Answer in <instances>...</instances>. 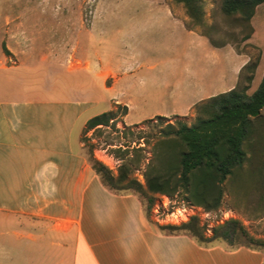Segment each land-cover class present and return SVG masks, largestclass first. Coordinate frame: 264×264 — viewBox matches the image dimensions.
Listing matches in <instances>:
<instances>
[{
  "label": "rangeland",
  "instance_id": "374dc122",
  "mask_svg": "<svg viewBox=\"0 0 264 264\" xmlns=\"http://www.w3.org/2000/svg\"><path fill=\"white\" fill-rule=\"evenodd\" d=\"M203 2L206 20L222 26L214 35L227 38L222 45L187 27L185 9L175 0H0V85L8 93L13 87L18 93L22 84L32 92L50 84L60 92L74 86L72 93L86 92L95 100L88 114L114 109L112 124L83 126V152L88 156L93 149L116 172L121 159L112 148L142 145L146 158L132 175L144 182L142 172L161 126L178 118L190 123L200 99L235 84H247L251 92L263 75L264 0L255 8L252 32L245 39H228V32L237 28L221 14L220 0ZM5 73L26 80L9 81ZM261 113L263 124L264 109ZM139 130L145 136L138 137ZM262 153L264 137H257L247 166L259 165ZM245 180L249 187L243 186ZM136 193L145 207L146 199ZM192 215L199 217L205 234L235 217L251 236L264 240V178H249L244 171L233 183L226 181L215 209L191 203L180 189L170 195L155 193L149 211L150 224L157 228ZM239 240L249 243L245 237ZM214 243L230 246L227 241ZM250 248L263 254L264 264V245L251 241Z\"/></svg>",
  "mask_w": 264,
  "mask_h": 264
},
{
  "label": "crops",
  "instance_id": "0c3cea01",
  "mask_svg": "<svg viewBox=\"0 0 264 264\" xmlns=\"http://www.w3.org/2000/svg\"><path fill=\"white\" fill-rule=\"evenodd\" d=\"M22 85H0V264H263L257 249L151 225L139 196L108 189L83 152L89 93Z\"/></svg>",
  "mask_w": 264,
  "mask_h": 264
},
{
  "label": "trees",
  "instance_id": "16d2710c",
  "mask_svg": "<svg viewBox=\"0 0 264 264\" xmlns=\"http://www.w3.org/2000/svg\"><path fill=\"white\" fill-rule=\"evenodd\" d=\"M175 1L182 3L185 9L187 27L199 29L214 45L219 46L228 41L227 38L214 36L222 26L206 20L203 0ZM262 1L220 0L221 14L226 20H232L233 26L237 28L228 32V39H245L250 36L251 17ZM247 80H251V75L247 76ZM262 109L264 70L253 91H247V84H235L197 101L196 115L192 122L178 118L161 126L152 144V155L142 172L144 182L132 175L134 168L146 158L142 145L125 144L112 148L111 152L121 159L116 172L98 159L93 149H89L87 158L108 189L119 193L132 189L146 199V206L143 207V201L139 197L149 223V211L154 203L155 193L170 195L181 189L191 203L207 210L215 209L221 203L226 181L233 183L244 171L248 172L249 178L251 174L264 178V159L256 167L247 166L253 140L264 137V123L259 121ZM127 111V104H123V114ZM115 114L114 109L94 114L87 119L85 128L110 125ZM130 131L134 133V130ZM135 133L138 137L145 136L140 130ZM261 155L264 157V153ZM242 184L249 187L250 182L245 180ZM158 228L167 233L188 234L205 246L219 241H227L229 249L241 245L251 247V241L264 245V240L251 236L235 217L215 225L211 234L204 233L203 224L197 215H192L180 224H158ZM241 237L247 238L249 243L239 240Z\"/></svg>",
  "mask_w": 264,
  "mask_h": 264
},
{
  "label": "built area",
  "instance_id": "2783aa9c",
  "mask_svg": "<svg viewBox=\"0 0 264 264\" xmlns=\"http://www.w3.org/2000/svg\"><path fill=\"white\" fill-rule=\"evenodd\" d=\"M184 210H185V208H184ZM184 216H186V214L185 213H182Z\"/></svg>",
  "mask_w": 264,
  "mask_h": 264
}]
</instances>
